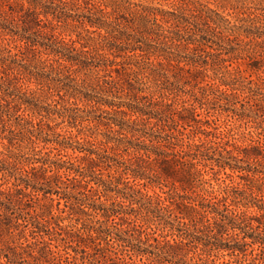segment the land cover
Masks as SVG:
<instances>
[{"label":"trees","instance_id":"1","mask_svg":"<svg viewBox=\"0 0 264 264\" xmlns=\"http://www.w3.org/2000/svg\"><path fill=\"white\" fill-rule=\"evenodd\" d=\"M8 1L0 0V17L11 24L18 21L22 32L3 22L0 32L17 36L22 56H0V107H7L14 119L0 123V172L7 178L4 183L12 179L10 187L0 190V206L7 211L15 205L24 215L21 223L19 218L9 223L0 218V227L6 225L7 233L22 227L24 234L30 225V236L41 239L37 244L46 248L42 257L57 264H78V258L50 250L43 234L62 241L65 249L79 250L80 264L98 263L99 253L113 242L126 244L139 264H214L202 257L198 258L201 263L183 261L189 243L201 251L198 256L224 250L236 257V263L242 257L244 261L243 245L257 244L258 256L264 254V144L241 147L224 140L208 119L230 113L241 123L257 126L254 110L264 114V81L244 77L238 67L230 71L225 65L250 58V70L261 67L257 57H264V39L256 38L264 36V31H255L258 14L239 6V0L219 3L242 15L238 20L244 25L199 0H175L188 15L129 0H25L26 6ZM40 16L47 22L42 23ZM30 32L42 40L26 35ZM29 47L46 58L30 65L23 57ZM208 68L212 76L206 73ZM17 76L34 84L46 98L56 95L64 104L55 99L53 108L45 107L34 96L19 93L15 85L4 86L6 78ZM107 78L118 85L126 100L113 101L104 95L112 94L103 85ZM180 92L188 94L189 100L178 103ZM18 110L25 116L13 113ZM198 110L205 112L203 118ZM109 111L121 117L109 119ZM80 112L92 114L87 117ZM53 116L67 127H82L86 122L95 129L103 126L111 135L97 132L85 134L90 138L82 142L72 141L76 136L60 134L46 122ZM132 116L130 122L123 118ZM89 124L82 129H91ZM82 129H77L78 135L84 134ZM198 134L214 141L198 137V142L185 145V139L194 141ZM25 142L31 151L28 155L21 152ZM122 148L132 154L133 161L115 160ZM197 165H210L211 170L214 165L216 173L227 169L226 176L235 173L244 181L243 188L225 186L220 197L210 199L191 197L187 193L203 183ZM112 167L116 175L108 172V179H103V170ZM155 185H169L164 198L141 192V187ZM240 207L244 210L237 212ZM249 208L256 213L247 214ZM0 216L7 215L0 209ZM90 216L96 218L94 224ZM65 220L74 225L63 226ZM108 221L114 226L126 223L138 233L136 243L111 237L101 226ZM72 228L77 238L72 237ZM256 228L263 232L257 241L248 235V230ZM229 230L235 236L232 243L201 237L207 232L216 239ZM247 264H264V257L252 256Z\"/></svg>","mask_w":264,"mask_h":264},{"label":"rangeland","instance_id":"2","mask_svg":"<svg viewBox=\"0 0 264 264\" xmlns=\"http://www.w3.org/2000/svg\"><path fill=\"white\" fill-rule=\"evenodd\" d=\"M12 1H15L17 3H22L24 6H26V2L25 0H9L8 2L12 3ZM133 3L136 4H141V5H151V6H160L164 9H169V10H179L184 12L186 15L189 14L188 11L184 10L185 8H180V4L178 2H176L175 0H129ZM200 2L206 4L208 7L212 8V9H217L219 12H221L224 16H226L229 20H231L232 22H235L236 24H245L244 22H240L238 19H240L241 17H243L240 14H237L235 12V10H231V9H223L221 8V4L219 3L220 0H199ZM237 4L239 6H243L245 9H249L250 11L258 14L259 16V21L256 24L257 30L255 31H260L262 33V31H264V0H239L237 2ZM256 8V9H254ZM71 13H75V11L73 10V8H71V10H69ZM78 12V11H77ZM43 22L42 23H46L47 21L45 20L44 17L40 16L39 17ZM50 19V17H48V20ZM0 22L6 23L8 26H11L12 24L16 23V22H11V20H3V17H0ZM39 26V27H43V25ZM16 26V27H15ZM22 24H20L17 21V25L14 24V26H12V29L17 30L18 33L22 32V28H21ZM40 30H43V28H40ZM47 29H45L44 31H46ZM26 35H28L29 37L33 38V39H38L39 41H41V37L37 36V34L30 32L27 33ZM60 37H63L65 39H67V36L65 35H60ZM264 39V36H262L261 38H256V41H262ZM22 46V42L18 41L17 36H8V35H3L0 32V56H7V55H12L14 53H18V55L21 57L22 55L19 54V48ZM33 49V50H32ZM40 49V48H38ZM10 51V53H7V51ZM37 51L35 49V47L31 48L29 47L28 50H26L24 52V49L21 48L20 52H24L23 57H27V61L30 63V65H34L37 60L41 59L43 60L44 58H46V55L41 52H35ZM226 57V56H223ZM19 59V57H18ZM205 59L209 60L210 57H205ZM257 59L261 60V67L259 68V70H250V68L248 67V64L251 63L250 58H245V59H239L236 61H232L230 62H225V65H229L227 66V70L232 71L234 68L238 67V69L241 72V75L244 77H249L251 79H253L254 81H259V78L262 79V81H264V57H257ZM206 73L210 76H212V72L209 70L206 71ZM259 77V78H258ZM109 79L107 78V80L105 81V83L103 84L106 88H108L112 94L108 93V94H104L105 96H107L108 98L112 99L113 101H118V100H126L124 93L120 92V89L118 87V85H116L115 83H112L110 81H108ZM215 82V81H212ZM8 83L15 85L14 88H16L19 93H26V95H28V97H32L34 96V99H36V101L45 106V107H50L53 108V104H54V100L57 99V101L62 105L64 103H62V101L60 100V98H58L56 95L46 98V96H44V94H40L39 91H36V88L34 86V84L32 83H26L23 82V80L20 79L19 76L17 77H11V78H6L4 81V86H6ZM6 84V85H5ZM185 90H188V87H184ZM31 91L34 92V95H30ZM90 92H92V90H88ZM97 93V92H96ZM93 95L96 94L93 92ZM98 97V96H97ZM241 99V98H239ZM189 100V95L188 94H184L182 92L178 93V103H182V101H187ZM187 104V103H186ZM78 106L80 108H83L81 103H78ZM57 108H60V105H57ZM236 108H240L239 105H236ZM257 108V107H256ZM11 112L13 111L12 109H10ZM255 113H257V122L259 123L257 126H255L254 123L252 122H247V124L241 123L239 121H237L235 119L234 116H232V114L230 113H222L219 114L217 116H211L208 119L210 121H212L211 126L215 127V133L219 134V136L221 138H224V140H228L238 146L244 147L248 144H258V145H263L264 144V114L262 115V112L260 111V109H255L254 110ZM110 112V111H109ZM198 112L201 114L200 118H203L205 116V112L203 110H198ZM15 115H23L24 113L22 111H16L13 112ZM81 113V112H80ZM12 114V113H11ZM84 115H87V117H90V113H81ZM25 116V114H24ZM107 118H112V117H117L120 118L121 115L120 113L115 115L113 112H110L108 115H106ZM52 118H54L52 121H46L50 126L55 127L54 131L60 133V134H64V135H72V136H76L72 138V141H76L78 140L79 142H82L83 139H89L86 135H95V133L97 132H103L106 134L111 135V133H108L106 131V129L101 126L98 129H95L94 127L92 128V124L86 123L84 122L82 124L83 126H86L87 124H89V126H91V129H82L81 126H77V128L74 127H67L66 123H61V119L53 116ZM125 120L129 119V122L134 118V116L132 117H123ZM8 119H11V122L14 121V119L10 116V113L7 109V107H0V123L1 120L2 121H7ZM13 119V120H12ZM249 119H247L248 121ZM35 121V120H34ZM56 124H58L56 126ZM77 129H82L81 133L84 134H79L77 132ZM212 129V128H210ZM188 132V131H187ZM1 133V132H0ZM91 133V134H90ZM86 134V135H85ZM78 135V136H77ZM2 136V134H1ZM114 136V135H113ZM198 137L201 139V141L203 142H210V141H214L213 138H205L203 135L198 134L195 138L194 141L190 140L187 141L186 139L184 140L185 145L186 144H192V143H196L198 142ZM2 143H6V140H2ZM147 144L148 142L145 141ZM25 143H23V147L21 148V152L24 154H30L31 151L27 148H25ZM1 146V144H0ZM38 149V148H37ZM35 149V150H37ZM184 150H186L185 147H183ZM1 150V147H0ZM130 152V151H129ZM68 153L70 154L71 152L68 151ZM110 153V151H109ZM120 156H116L114 157L115 160L117 161H125L128 163V160L131 159L130 161H133V156L132 154L128 153L127 151L124 150V148H122V150L118 151ZM52 156V154H51ZM213 169H210V165H207L206 167H203L201 165H197L196 169H200L201 170V182H203L202 184H200L199 187L195 188V192L194 193H190L188 192L187 195H190L191 197H195L196 195H198L199 197L205 198V199H210L212 197H220L221 194V189L225 186H237L238 188H243V183L244 181L237 178L236 174H232L231 177L226 176V173H229V171L226 169L225 171H219L216 173V171L218 170V168L216 166H212ZM114 174V168L112 167L110 170H103V179H108L107 178V173ZM5 179L3 177V173L0 172V190H6L7 187H10V182H12V179L10 180L9 183H4ZM169 185H167V187H163V186H147L145 187H141V192L146 193L148 195H154V194H158L161 198L165 197V194H163V191H168V189L170 187H168ZM121 187V186H119ZM99 190H101V188H99ZM181 193V192H180ZM54 197V196H53ZM104 197H101V201L104 203L105 205H108L110 200H104ZM1 200L5 203V199L2 196ZM63 202L61 201V204ZM26 207V206H23ZM62 207V205H61ZM11 210H5L4 206H0L1 211H3V214L5 213L7 216L2 217L1 221L3 223H9L10 220L15 221L18 219V222L21 223L22 220L20 219V217L22 215H24V211L21 209H18L17 206L15 205H10ZM240 210H244V208L240 207L238 209H236V211H240ZM32 213V212H31ZM256 210L255 208H249L247 211V214H255ZM89 221H92L91 223H95L96 218L95 217H88ZM13 222H11L12 224ZM90 223V222H88ZM252 223L254 225L257 224V220L253 219ZM69 224H73L74 222H68L67 220L62 222V225H69ZM6 225L0 227V264H57L56 261H52L48 259V256L42 257L43 254H41L45 249L42 247L43 245L41 244H37L38 240L41 239H33L30 236V230L31 227L30 225H28L25 230H24V234L21 233V230H23L22 227H19L17 229L12 228L10 230L9 233H7L4 230V227ZM102 227L106 228L107 231H109L111 237H116L118 239H124L125 241L131 243L133 245V243H136V239L138 236V233L133 231L131 227L127 226V224H123V225H112L111 222H103ZM76 227H80V225H76ZM129 229V231L126 233H123L122 231H120V229L124 230V229ZM145 227V226H144ZM71 228V227H70ZM73 229V228H72ZM72 232H75V234H72V237L77 238L76 236V231L75 229L72 230ZM215 234L217 233L216 230H214ZM235 232H238V230H236ZM205 235H201V237H206L209 238L212 241H219L221 243H232L234 242L235 236H234V232H232L231 230H229L228 232H223L222 234H217L216 235V239L212 238V234L211 233H207L205 232ZM79 234H82L81 237H84L83 231H80ZM263 232L261 230V228H256L253 231L248 230V235L249 237H252L255 241H257L258 239H260V237H262ZM23 236V237H22ZM42 239L47 242L50 243L48 245V248L52 251H57V250H62V254L64 253H68L71 256L72 255H76L77 259V263L80 264V253L79 250H77L75 252L74 248H63V244L62 241H54V240H49L51 239L50 237L45 236L44 234L42 235ZM85 239V237H84ZM83 239V240H84ZM140 239H144V235H140ZM37 240V241H35ZM136 240V241H135ZM246 241L249 242L250 239L246 238ZM35 242V243H34ZM74 244L72 243V246ZM123 242H113L112 245L110 246H105V248H103V252L101 251L99 253L98 256H100L98 258L99 262L96 264H139V258L133 256L132 251H129V249L127 247H125ZM193 243H189L187 245V249H186V256L182 259L185 262L191 263V262H199L198 258L202 257L203 259L207 258L208 261L213 262L214 264H247V261H249L252 256H255L256 258H260V257H264V254H262L261 256H258V246L257 244L254 245H243L242 249L245 251V257H244V261H243V257L239 259V262L236 263V260L234 256H230L228 255L227 251L224 250H218V251H208L210 253L209 256L207 255H201L198 256V253H201L200 250H198L197 248L194 249L193 247ZM55 246H58L57 248H55ZM142 246H146V245H142ZM128 250V251H127ZM31 251H33L31 253ZM38 251H40V253H38ZM35 256L34 258L32 256ZM103 255V256H102ZM102 256V257H101ZM179 258V257H178ZM176 258V260L178 259ZM142 260L145 261L146 257L143 256ZM179 260V259H178ZM60 264H65L63 261L60 262Z\"/></svg>","mask_w":264,"mask_h":264}]
</instances>
